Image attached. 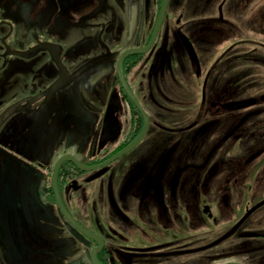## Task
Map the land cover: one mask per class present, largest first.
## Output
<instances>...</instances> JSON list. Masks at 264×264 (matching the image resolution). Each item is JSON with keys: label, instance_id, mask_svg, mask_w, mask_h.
Instances as JSON below:
<instances>
[{"label": "rangeland", "instance_id": "1", "mask_svg": "<svg viewBox=\"0 0 264 264\" xmlns=\"http://www.w3.org/2000/svg\"><path fill=\"white\" fill-rule=\"evenodd\" d=\"M160 4L117 0V20L99 28L88 23L95 22L93 15L86 18L82 32L88 42L84 51L75 46L70 54L87 60L102 52L93 45L99 34L114 50L111 60L121 50L144 45ZM5 31L1 28L0 36ZM31 61L6 54L0 42V82L8 78L4 89L0 85V112L8 101L42 85L40 76L31 80ZM127 73L149 112L148 133L110 166L85 172L84 182L95 179L101 193L100 217L92 206L72 207L105 239L103 258L111 264H264V0H170L153 48L134 57ZM117 86L120 142L129 117ZM105 100L106 94L102 108ZM140 180L149 181L147 190L135 186ZM7 215L0 200L2 264H92L91 240L62 219L60 234L84 245V259L73 245L54 262L50 250L42 256L31 247L24 222L15 214L14 234ZM22 217L31 236L52 235L50 223L37 224L25 211Z\"/></svg>", "mask_w": 264, "mask_h": 264}, {"label": "flooded vegetation", "instance_id": "2", "mask_svg": "<svg viewBox=\"0 0 264 264\" xmlns=\"http://www.w3.org/2000/svg\"><path fill=\"white\" fill-rule=\"evenodd\" d=\"M117 13V0H0V29L6 28L0 36L4 52L18 55L7 53L6 45L11 51L29 52L18 56L35 60L31 61L34 65L31 67V80L39 81L38 76L42 79L41 86L35 90L23 92L19 97L8 101L1 110L2 112L8 106L19 102L13 107L19 109L18 111L5 119L12 108L0 120V123L5 120L0 128V165L2 164L0 200L7 210V218L10 222L13 220L14 234L17 231L15 221L18 216L20 222H24L26 226V235L32 240L34 246L31 245V247L40 249L43 252L42 256L46 250L55 254L71 245L76 251L84 248L79 240H73V244L72 240L69 241L67 238L68 236L61 235L63 231L54 224L55 216H60L64 222L68 223L59 211L52 185L54 168L58 159L68 154L85 165L99 164L129 144L143 127L144 118L128 98L117 75V64L123 50L120 51L117 59L111 60L114 50L99 34L98 39L93 41V45L96 46L95 42H97L102 52L91 55L87 60L81 59L77 54H70L74 50L71 47L76 46L75 48L81 49L86 46L85 42H88L83 34L87 25L86 18L93 15L95 22L88 21V23L100 28L107 26L112 20H117ZM107 14L110 18L102 21L101 15ZM149 39L144 45L149 42ZM10 42L14 47H11ZM39 43H51L56 47L52 50L46 47L33 49ZM81 50L84 51V49ZM39 51L41 54H38ZM140 55H129L123 65L128 84L139 101L128 79L127 69L129 62ZM112 75L114 80L111 79ZM61 77L63 82L47 98L43 95L37 100H29L46 92ZM2 80L4 83L1 81L0 85L4 89L8 78L3 76ZM118 84L122 95L128 101L125 115L129 117V125H126L124 138L120 142L117 139L123 130V121L118 117L117 110ZM105 94L106 100L102 108ZM140 103L145 109L143 103L141 101ZM145 111L149 115L146 109ZM135 113L137 120L134 119ZM109 118L117 121L119 131L114 136L106 137L105 122ZM85 123L90 128H85ZM107 166L96 170L105 169ZM85 172L89 171L81 170L71 160H64L59 168L57 187L60 198L69 213L89 230L101 236L87 225L86 220H81L72 209V207L92 206L98 209L97 213L100 217L101 193H98V189L94 187L97 184L95 179L88 183L84 182ZM163 183L162 179L160 187L164 185ZM148 184L149 181L140 180L135 186L143 187L145 191ZM6 190H8V196ZM164 190L160 189L159 195H163ZM132 192L134 193L133 185ZM113 195L114 203L118 205L119 199L115 198L114 192ZM137 196L140 194L138 193ZM141 200L139 199L138 202ZM107 201L109 202L108 198ZM33 207L35 212L32 213ZM50 207L56 208L55 216L51 214ZM24 211L33 217L37 224L41 221L50 223L48 229L52 235L34 231L31 236V232L28 231L31 228L30 224L25 220L26 218L22 217ZM66 229L64 234L68 235V228ZM94 246L96 243L91 240L90 251ZM105 247L106 241L100 253L104 252ZM19 250H22L20 244Z\"/></svg>", "mask_w": 264, "mask_h": 264}, {"label": "water", "instance_id": "3", "mask_svg": "<svg viewBox=\"0 0 264 264\" xmlns=\"http://www.w3.org/2000/svg\"><path fill=\"white\" fill-rule=\"evenodd\" d=\"M169 1L170 0H161L160 8H159L158 15H157L156 21L154 23L152 32H151L149 42L144 46L131 47V48H127V49L123 50L120 57H119L118 64H117V75H118L120 84H121L123 90L125 91V93L127 94L128 98L130 99V101L135 105V107L139 110V112L142 114V116L144 118L143 127H142L141 131L139 132V134L129 144H127L125 147H123L121 150L116 152L110 158H108L107 160H105L99 164L85 165V164L80 163L74 156L67 154V155L58 159V161L56 162L55 168H54L52 185H53V190L55 193V198L57 200V205H58L60 213L63 215L65 220L71 226H73L81 234H83L84 236L88 237L89 239L93 240L96 243V246H94L90 251V261L92 264H104L99 260L98 254L104 248L105 240L103 237H101L100 235H98L95 232H92L87 227H85L83 224H81L78 220H76L69 213V211L67 210V208L63 204V202L60 198V195H59L58 187H57V177H58L59 168H60L61 164L63 163V161L67 159V160H71L78 168H80L81 170H84V171H92V170L99 169L101 167L107 166L108 164L114 162L115 160L121 158L122 156H124L125 154L130 152L146 136V134L150 128V117H149L148 113L145 111V109L143 108V106L141 105L140 101L138 100L137 96L135 95V93L131 89L130 85L128 84V81L125 77L123 65H124L125 59L129 55L143 54V53L150 51L153 48V46L156 42L158 33L160 31V28H161V26L165 20L167 9L169 6ZM3 41L5 42V39H3ZM38 47H46L49 50H52L53 48L56 47V45H53L51 43H39L33 49H36ZM6 48H7V53H14V54H18V55H26L29 53V52L11 51L7 45H6ZM62 75H63V73L61 74V76ZM62 79H63V77H61L57 82H55L46 92L39 94L33 98L31 97V98H29V100L30 101L37 100L40 97H42L43 95H46V98H47L56 89V87H58L63 82ZM22 101H24V100H22ZM18 103L12 104V105L8 106L5 110H3L0 113V120L6 115V113L8 111H10L16 105H18ZM105 127L107 130L106 134H105L106 137L114 136L119 131L117 121L115 119H112V118H109L106 120ZM6 194L8 196V190H6ZM0 264H1V261H0ZM223 264H242V263L238 262V261H231L230 260V261L224 262Z\"/></svg>", "mask_w": 264, "mask_h": 264}, {"label": "crops", "instance_id": "4", "mask_svg": "<svg viewBox=\"0 0 264 264\" xmlns=\"http://www.w3.org/2000/svg\"><path fill=\"white\" fill-rule=\"evenodd\" d=\"M50 209H51V212H52V214L55 216L56 215V208L55 207H50ZM56 218V221L54 222V224L55 225H57L59 228H61V230L63 229V223L61 222V218H60V216L58 217V216H55ZM66 225V224H65ZM55 234V233H54ZM70 252V251H69ZM80 252H82V254H83V259H84V255H86V253H85V250L83 249V250H80V251H76V253H80ZM73 253V256H74V252H72ZM62 255V254H61ZM59 256H60V254H58V253H55V254H53V256L50 258V259H53V262L57 259V258H59ZM61 258V257H60ZM61 259H63V258H61ZM49 261V260H48ZM70 262V257H69V259H63V263H69Z\"/></svg>", "mask_w": 264, "mask_h": 264}, {"label": "trees", "instance_id": "5", "mask_svg": "<svg viewBox=\"0 0 264 264\" xmlns=\"http://www.w3.org/2000/svg\"><path fill=\"white\" fill-rule=\"evenodd\" d=\"M158 2H159V4L161 3V0H158ZM160 8V7H159ZM159 10V9H158ZM158 13V12H157ZM157 16V15H156ZM151 32H152V30H151ZM150 36H151V33H150V35H149V38H150ZM98 258H99V260L102 262V263H104V264H111L109 261H107V260H105V258H103V251L101 252V253H99L98 254Z\"/></svg>", "mask_w": 264, "mask_h": 264}]
</instances>
